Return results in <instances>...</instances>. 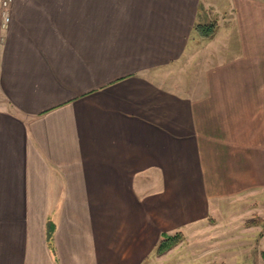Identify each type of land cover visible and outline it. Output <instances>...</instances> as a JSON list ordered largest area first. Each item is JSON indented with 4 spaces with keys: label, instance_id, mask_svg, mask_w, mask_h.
Returning a JSON list of instances; mask_svg holds the SVG:
<instances>
[{
    "label": "crops",
    "instance_id": "1",
    "mask_svg": "<svg viewBox=\"0 0 264 264\" xmlns=\"http://www.w3.org/2000/svg\"><path fill=\"white\" fill-rule=\"evenodd\" d=\"M11 17L0 264H153L163 235L240 207L264 221V0H13Z\"/></svg>",
    "mask_w": 264,
    "mask_h": 264
},
{
    "label": "rangeland",
    "instance_id": "2",
    "mask_svg": "<svg viewBox=\"0 0 264 264\" xmlns=\"http://www.w3.org/2000/svg\"><path fill=\"white\" fill-rule=\"evenodd\" d=\"M200 37L201 35H196L197 40ZM206 51L198 47L181 66V74L188 86H194L195 70L200 67L202 54ZM180 69L175 71L178 72ZM245 211L246 208L240 207L232 214L225 211L222 217L216 216L207 227L185 239L186 242L181 249L169 256L162 257L156 254L153 264H264L258 250L260 231L248 230L249 223L260 220L257 217L251 220L243 219L248 217V214L244 215ZM234 215L240 216V219L232 223L230 219ZM261 223V227L264 228V221Z\"/></svg>",
    "mask_w": 264,
    "mask_h": 264
},
{
    "label": "trees",
    "instance_id": "3",
    "mask_svg": "<svg viewBox=\"0 0 264 264\" xmlns=\"http://www.w3.org/2000/svg\"><path fill=\"white\" fill-rule=\"evenodd\" d=\"M195 31L198 35H201L203 38H210L213 36L215 32V26H205V25H196ZM261 221L258 222H251L248 224V226H257L261 225ZM53 226L52 224L49 225V230H48V238L51 239L53 235ZM184 236L179 233L176 234L175 236H169V235H163L162 240L157 248L156 254L158 256H163L179 246L183 241H184ZM262 257L264 259V253L262 254Z\"/></svg>",
    "mask_w": 264,
    "mask_h": 264
},
{
    "label": "built area",
    "instance_id": "4",
    "mask_svg": "<svg viewBox=\"0 0 264 264\" xmlns=\"http://www.w3.org/2000/svg\"><path fill=\"white\" fill-rule=\"evenodd\" d=\"M13 0H0V32H6L11 24Z\"/></svg>",
    "mask_w": 264,
    "mask_h": 264
}]
</instances>
